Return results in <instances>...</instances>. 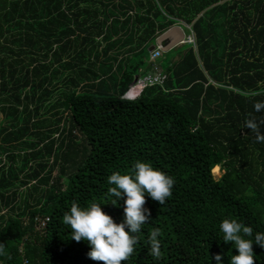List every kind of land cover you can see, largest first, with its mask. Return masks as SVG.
Returning a JSON list of instances; mask_svg holds the SVG:
<instances>
[{
    "label": "trees",
    "instance_id": "1",
    "mask_svg": "<svg viewBox=\"0 0 264 264\" xmlns=\"http://www.w3.org/2000/svg\"><path fill=\"white\" fill-rule=\"evenodd\" d=\"M177 24L195 44L126 100ZM0 113V264H102L63 213L95 202L119 223L107 176L137 160L176 182L164 205L145 198L151 220L122 264H229L222 220L264 232V0H0Z\"/></svg>",
    "mask_w": 264,
    "mask_h": 264
},
{
    "label": "clouds",
    "instance_id": "2",
    "mask_svg": "<svg viewBox=\"0 0 264 264\" xmlns=\"http://www.w3.org/2000/svg\"><path fill=\"white\" fill-rule=\"evenodd\" d=\"M130 97L133 91H136ZM141 95L138 89L130 88L124 95L126 100H135ZM248 128L254 127L252 122ZM175 178L154 168L150 162L137 160L133 162L127 173L112 172L107 176L106 198L114 207H120L123 200V217L117 223L102 211L98 203L92 202L81 206L73 202L70 208L63 213L62 223L70 229V239L87 243L90 251L89 259L102 264H122L134 252L138 243L139 234L144 225L151 220V211L144 207L146 197L164 205L172 195ZM222 233V242L230 243L238 254L231 255L229 264H254L256 256L253 253V244L264 249V232L253 233L252 227L245 225L236 218L224 219L219 224ZM161 229L153 227L147 236L148 254L159 259L161 253ZM4 254V245L0 244V255ZM215 264H222V254L211 257ZM211 260L209 264H211Z\"/></svg>",
    "mask_w": 264,
    "mask_h": 264
},
{
    "label": "built area",
    "instance_id": "3",
    "mask_svg": "<svg viewBox=\"0 0 264 264\" xmlns=\"http://www.w3.org/2000/svg\"><path fill=\"white\" fill-rule=\"evenodd\" d=\"M188 29H190L188 27ZM181 44H195L193 35L186 37ZM164 56V48L158 44L156 48L151 52L149 58L150 69L140 76L137 82L131 86L138 89V94L142 93L146 88L154 86H163L167 76L165 70L160 63V60ZM48 221V220H47ZM24 264H27L25 262Z\"/></svg>",
    "mask_w": 264,
    "mask_h": 264
},
{
    "label": "crops",
    "instance_id": "4",
    "mask_svg": "<svg viewBox=\"0 0 264 264\" xmlns=\"http://www.w3.org/2000/svg\"><path fill=\"white\" fill-rule=\"evenodd\" d=\"M182 28L185 29V31L187 30L186 27L182 24L174 25L171 29H169L166 33H164L162 36H160L157 39L154 48H156L158 44L162 45V43H164V56H165L167 52L173 49L180 48L183 45H187V44H181V42L186 37H188V33L186 34ZM153 50L154 49H152V51ZM162 62H163L162 67L165 68L167 60H163ZM136 92L137 90L133 91L130 97H133L136 94Z\"/></svg>",
    "mask_w": 264,
    "mask_h": 264
},
{
    "label": "rangeland",
    "instance_id": "5",
    "mask_svg": "<svg viewBox=\"0 0 264 264\" xmlns=\"http://www.w3.org/2000/svg\"><path fill=\"white\" fill-rule=\"evenodd\" d=\"M183 29V28H182ZM183 31L187 34L188 32H187V30L185 31V29H183ZM149 55H150V53H151V50L149 49ZM176 54V51L174 50L173 52H171L170 53V51H169V53L167 52V54H165V56H164V58L165 59H167L168 60V62H170L171 61V59H172V57L174 56ZM176 56V55H175ZM177 58V57H176ZM147 71H145L144 73H146ZM116 77H118L119 76V74H116L115 75ZM2 118H3V116H2V114L0 113V123H1V120H2ZM213 175H214V177L216 178V179H219L220 177H221V175H222V171L219 169V171L218 172H213Z\"/></svg>",
    "mask_w": 264,
    "mask_h": 264
},
{
    "label": "water",
    "instance_id": "6",
    "mask_svg": "<svg viewBox=\"0 0 264 264\" xmlns=\"http://www.w3.org/2000/svg\"><path fill=\"white\" fill-rule=\"evenodd\" d=\"M161 46L164 48V43H162ZM152 49H154V47L151 48V51H152ZM137 80H138V78L135 79L134 84L137 82Z\"/></svg>",
    "mask_w": 264,
    "mask_h": 264
}]
</instances>
